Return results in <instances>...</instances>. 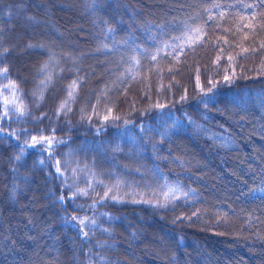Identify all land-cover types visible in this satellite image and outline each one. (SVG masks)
<instances>
[{"label": "trees", "instance_id": "trees-1", "mask_svg": "<svg viewBox=\"0 0 264 264\" xmlns=\"http://www.w3.org/2000/svg\"><path fill=\"white\" fill-rule=\"evenodd\" d=\"M4 68L0 264H264V0H0Z\"/></svg>", "mask_w": 264, "mask_h": 264}, {"label": "snow or ice", "instance_id": "snow-or-ice-1", "mask_svg": "<svg viewBox=\"0 0 264 264\" xmlns=\"http://www.w3.org/2000/svg\"><path fill=\"white\" fill-rule=\"evenodd\" d=\"M193 31L195 33L199 34L200 29L197 28V29H194ZM5 51H7V49H5ZM245 51H247V50H245ZM44 68H47V64H45ZM43 70L44 69H41V71H43ZM7 72H8V69L4 68V69L0 70V75H6ZM48 79H51V77H49ZM225 79L227 80L228 77H225ZM41 83L43 84L44 82L42 81ZM12 86H15V85L13 84ZM73 86H75V82H73ZM71 96H72V93L69 92V97H71ZM62 107H63V105H62ZM18 111L20 112V114H23L24 113V108L21 107V108L18 109ZM5 115H6V113H5ZM105 119H107V117H105ZM41 139H43V138H41ZM32 141H33V143H39V141H37L35 137L32 138ZM51 142H52L51 140L48 141V143H51ZM58 165H59V162H57V171H60ZM81 191H83V190H81ZM83 194L87 195V192H83ZM113 199H117V198L113 197Z\"/></svg>", "mask_w": 264, "mask_h": 264}, {"label": "rangeland", "instance_id": "rangeland-1", "mask_svg": "<svg viewBox=\"0 0 264 264\" xmlns=\"http://www.w3.org/2000/svg\"><path fill=\"white\" fill-rule=\"evenodd\" d=\"M49 140H51L50 138H45V139H43V144H44V146H43V149L44 150H52V147H53V145L51 146V147H48L47 145H46V143H47V141H49ZM52 141V140H51ZM42 142V141H41ZM51 154V153H50Z\"/></svg>", "mask_w": 264, "mask_h": 264}, {"label": "water", "instance_id": "water-1", "mask_svg": "<svg viewBox=\"0 0 264 264\" xmlns=\"http://www.w3.org/2000/svg\"><path fill=\"white\" fill-rule=\"evenodd\" d=\"M46 145H47L48 147H51V146L53 145V142L48 143V141H47ZM49 153H52V150L49 149Z\"/></svg>", "mask_w": 264, "mask_h": 264}]
</instances>
